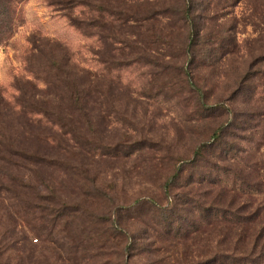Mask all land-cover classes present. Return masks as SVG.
<instances>
[{
	"label": "trees",
	"instance_id": "16d2710c",
	"mask_svg": "<svg viewBox=\"0 0 264 264\" xmlns=\"http://www.w3.org/2000/svg\"><path fill=\"white\" fill-rule=\"evenodd\" d=\"M23 1L0 0V46L13 36L17 27L16 8ZM45 1L66 12L64 17L82 36L96 39L100 51L101 42L107 38L112 44L113 41L121 43L117 28L128 27L131 23L140 44L130 46L124 42L132 58L112 60L109 62L111 68L116 71L120 67L145 65L157 69L159 75H172L177 85L189 95L194 112L198 114L197 121L215 113L218 117L225 116L226 120L212 130L207 141L195 148L191 158H170L173 169L160 185L165 206L151 197L137 199L129 205L122 203L115 188L102 189L95 176L81 164L53 156L59 151L71 153L72 150L80 154L91 147L101 152V143L93 128L95 119L88 114V106L93 95L100 110L109 104L101 103V92H90L91 86L85 80L70 79L68 64L73 54L62 44L47 38L40 39L41 46L31 41L26 52L27 72L34 80L41 79L46 88L39 89L29 80L21 79L22 84L15 82L13 86L19 95L13 97V104L6 102L4 92H0V202L6 200L15 208L30 234L55 241L60 239L64 243L70 241L72 235H86L87 243L117 247L122 264L140 255L143 248V244L138 243L139 237L130 234L126 227V222L133 219L135 206L149 204L167 234L172 230H178L180 234L185 222L196 231L199 220L214 217L216 223H221L220 219L228 223L231 219L235 224L246 223L243 226L247 227L237 229L229 253L220 249L221 234L214 239L215 246L206 253V242L196 237L202 247L197 250V260L192 264H264V219L257 220L259 210L246 214L243 206L234 205L233 196L229 202L219 204L217 199L224 196L222 190L210 204L202 205L186 190L194 183L204 182L226 189L228 184L220 176L227 175L233 177L232 182L237 181L241 189H257L247 182L241 171L233 168L231 160L239 159L240 146L236 141L248 140L238 132L245 133L251 127L250 121L259 116L264 118V114L246 112L244 118L236 113L233 105L251 88L252 92L244 97L264 104V85L250 86L252 79L264 83V69L247 70L243 76L239 75L235 80L236 93L220 98L212 105L207 102L206 90L198 84L203 71L214 70L223 59L233 57L237 49L235 37L228 34L224 25H217V18L225 11L233 10L242 0H109L104 4L101 0ZM243 1L248 2L251 25L260 33L259 52L252 61L263 64L264 0ZM163 21H169L167 26ZM102 31L107 34L103 36ZM167 57L169 60H164ZM54 81L60 84L61 92L51 91ZM259 86L263 87V92H257ZM12 113L18 116L16 127L11 121L4 122V118H9ZM118 146L114 144L113 150ZM261 162L264 165V154ZM40 170L48 171L47 177ZM210 175L213 180L208 181ZM72 195L77 197V202H69L75 200ZM184 205L197 211L196 221L184 214ZM5 208L0 205V213ZM191 230H184L183 241L190 237ZM3 241L4 235L0 233V264H13L4 257ZM240 243L243 248L238 246ZM68 244L69 248H76Z\"/></svg>",
	"mask_w": 264,
	"mask_h": 264
},
{
	"label": "rangeland",
	"instance_id": "374dc122",
	"mask_svg": "<svg viewBox=\"0 0 264 264\" xmlns=\"http://www.w3.org/2000/svg\"><path fill=\"white\" fill-rule=\"evenodd\" d=\"M107 1L109 0H101V4ZM16 12L15 32L0 46V92H4L5 101L13 104V97H19L13 86L15 82L22 84L21 79L29 80L39 89L46 88L41 79L36 81L27 72L29 64L26 62V52L31 47L29 42L34 41L36 46H41L40 39L47 38L62 44L73 54L68 64L70 79L78 82L85 80L91 86L90 92H101V103L109 105L100 110L93 95L88 106V114L95 119L93 128L100 140L101 152L91 147L80 154L72 150L71 153L59 151L53 156L81 164L90 175L95 176L102 189L107 186L115 188L114 192L122 203L129 205L137 199L147 200L151 197L165 206L166 199L160 185L173 169L170 158H191L195 148L207 141L212 130L225 121L226 117H218L215 113L203 121H197L198 114L194 112L189 95L177 85L172 75H159L155 68L134 65L114 71L109 62L128 61L132 58L131 51L124 42L130 46L140 44L137 42L136 29L132 28L134 26L131 23L128 27L117 28L121 43L113 41L112 44L111 39L107 38L101 42L100 51L96 39L82 36L64 17L66 12L49 6L45 0H25L17 5ZM250 13L248 2L242 0L233 10L225 11L223 16L217 18V25H224L229 30L228 34L235 37L237 49L232 58L223 59L214 70L203 71L202 78L198 80V84L206 90L207 102L211 105L220 98L232 97L236 93L235 80L239 75L243 76L247 70L253 72L264 69V63L254 64L252 61L253 56H257L259 52L260 33L251 25ZM163 23L167 26L169 21ZM101 34L104 36L107 31H102ZM151 54L154 55L153 52ZM153 57L159 59L158 56ZM168 58L164 60L168 61ZM87 72L90 75H86ZM114 78H117L116 81L110 82ZM252 84L264 85L256 79L250 81V86ZM50 88L52 92L62 91L57 81ZM249 92H252V88L233 105L236 113L242 117L246 112L252 115L264 114V104H257L244 97ZM257 92H263V87L259 86ZM17 118L12 113L9 118H4V122L11 121L16 127ZM249 124L251 127L245 133L238 132L249 141H236L240 146L239 159L231 160V165L238 172L241 171L247 182L257 189H241L238 182L233 183V177L227 175L220 176L228 184L226 189L204 182L194 183L186 190L202 205L210 204L216 193L222 190L224 196L217 199L219 204L229 202L233 196L235 206H243L246 214L259 210L257 220H262L264 118L259 116ZM114 144H119L115 150L112 148ZM107 149L111 151L107 152ZM40 173L45 177L49 174L46 170H40ZM207 180H213V175ZM66 192L67 190L63 193ZM71 198L75 200H70V203L77 202L75 195ZM2 204L7 208L0 213V233L4 235L3 254L13 264H122L117 247L87 243L86 235H72L71 240L66 243L60 239L55 241L47 237L38 238L27 232L25 221L17 215L8 201L0 202ZM182 210L191 221L197 220L198 213L190 205H184ZM132 212L135 214L133 219L126 222V227L130 234L139 237L138 243H142L143 248L140 255L127 259V264H151L155 261L162 264H192L197 260V250L202 247L198 245L200 241L196 237L206 242V253L215 246L214 239L219 234L223 240L220 249L228 254L237 229L245 230L247 227L243 226L246 223L235 224L231 219L228 223L221 219V223H216L215 218L210 217L207 221L199 220L196 231L191 230V225L185 222L180 234L178 230L167 234L149 204L135 206ZM184 230H191L190 237L185 241L181 237ZM68 243L76 248H69ZM238 246L243 248L242 243Z\"/></svg>",
	"mask_w": 264,
	"mask_h": 264
}]
</instances>
